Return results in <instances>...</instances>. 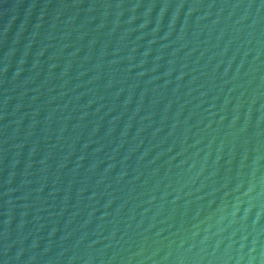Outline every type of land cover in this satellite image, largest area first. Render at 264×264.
<instances>
[{"label":"water","instance_id":"1","mask_svg":"<svg viewBox=\"0 0 264 264\" xmlns=\"http://www.w3.org/2000/svg\"><path fill=\"white\" fill-rule=\"evenodd\" d=\"M0 264H264V0H0Z\"/></svg>","mask_w":264,"mask_h":264}]
</instances>
